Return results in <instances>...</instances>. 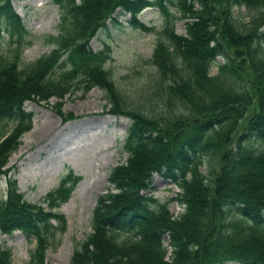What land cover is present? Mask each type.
<instances>
[{"label":"trees","instance_id":"16d2710c","mask_svg":"<svg viewBox=\"0 0 264 264\" xmlns=\"http://www.w3.org/2000/svg\"><path fill=\"white\" fill-rule=\"evenodd\" d=\"M50 2L58 9L57 35L43 39L53 48L22 66L28 33L10 0H0V35L15 46L0 53V175L31 128L26 102L58 103L96 88L106 114L130 122L121 145L126 160L110 169L109 189L97 197L90 232L69 264H264V0ZM148 8L163 19L150 63L154 105L175 108L164 114L147 113L122 95L103 67L107 46L89 48L117 10L129 16L132 29L151 32L137 18ZM234 8L245 9L246 19L236 21ZM176 19L185 21L183 35L173 30ZM203 160L205 175L199 172ZM154 174L178 188L181 213L172 216L166 203L142 194ZM79 180L71 171L61 176L41 201L45 209L25 202L14 180L7 181L0 234L17 231L34 240L28 264H44L49 237L64 226L52 210ZM0 264H11L9 249L0 247Z\"/></svg>","mask_w":264,"mask_h":264},{"label":"rangeland","instance_id":"374dc122","mask_svg":"<svg viewBox=\"0 0 264 264\" xmlns=\"http://www.w3.org/2000/svg\"><path fill=\"white\" fill-rule=\"evenodd\" d=\"M10 4L28 33L20 47L23 66L52 50L43 37L57 35L58 9L50 0H10ZM169 12L178 16L172 7ZM232 13L238 22L249 14L243 8H234ZM137 18L152 31L143 33L132 29L128 25L129 16L117 10L96 32L89 48L97 52L107 46L108 59L103 67L116 89L129 101L147 113L159 109L162 114L168 113L175 108H162L159 102L154 105L156 101L151 98L156 72L150 60L163 19L154 8L143 10ZM184 25V20L176 19L174 32L183 35ZM261 30L264 32V28ZM14 48L4 34L0 35L1 54L7 55ZM216 63H222V59L217 58ZM214 73L215 65L210 69V74ZM22 109L32 114L31 128L21 136L18 148L7 159L5 174L0 175V198L4 199L7 181L14 180L25 202L45 209L41 201L56 188L61 176L71 171L80 177L69 199L52 210L63 217L64 226L61 233L56 231L49 237L43 256L44 264H69L73 249L90 232L89 221L97 197L109 189L106 178L110 169L126 160L121 145L130 122L107 115L103 93L96 88L83 96L79 92L66 95L58 103L54 99L40 105L26 102ZM67 114L71 118L63 122L62 116ZM43 130L48 133L40 135ZM202 162L199 172L205 175L208 166L205 160ZM177 192L173 183L154 174L150 189L142 194L166 203L170 214L176 216L182 212V206L175 200ZM51 224L57 226L55 221ZM0 247L10 250L11 264H28L34 240L17 231L9 236L0 234Z\"/></svg>","mask_w":264,"mask_h":264},{"label":"bare ground","instance_id":"6f19581e","mask_svg":"<svg viewBox=\"0 0 264 264\" xmlns=\"http://www.w3.org/2000/svg\"><path fill=\"white\" fill-rule=\"evenodd\" d=\"M40 1H42V0H40ZM36 2H37V0H36ZM38 2H39V1H38ZM37 6H38V5H37ZM49 128H50V127H49ZM45 129H46V127H45ZM45 132H46V130L41 131V132H40V135H44ZM46 133H48V132H46Z\"/></svg>","mask_w":264,"mask_h":264}]
</instances>
